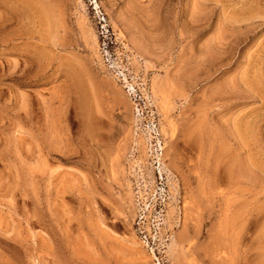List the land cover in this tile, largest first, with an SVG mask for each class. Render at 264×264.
<instances>
[{
  "label": "rangeland",
  "instance_id": "obj_1",
  "mask_svg": "<svg viewBox=\"0 0 264 264\" xmlns=\"http://www.w3.org/2000/svg\"><path fill=\"white\" fill-rule=\"evenodd\" d=\"M0 264H264V0H0Z\"/></svg>",
  "mask_w": 264,
  "mask_h": 264
},
{
  "label": "built area",
  "instance_id": "obj_2",
  "mask_svg": "<svg viewBox=\"0 0 264 264\" xmlns=\"http://www.w3.org/2000/svg\"><path fill=\"white\" fill-rule=\"evenodd\" d=\"M101 14L103 15L102 19L105 20L104 14L101 12Z\"/></svg>",
  "mask_w": 264,
  "mask_h": 264
}]
</instances>
